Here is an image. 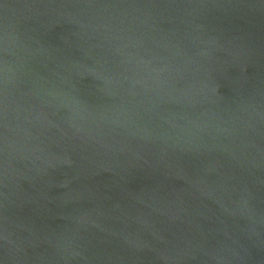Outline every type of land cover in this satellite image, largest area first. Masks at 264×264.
Listing matches in <instances>:
<instances>
[{
    "label": "water",
    "instance_id": "95a60500",
    "mask_svg": "<svg viewBox=\"0 0 264 264\" xmlns=\"http://www.w3.org/2000/svg\"><path fill=\"white\" fill-rule=\"evenodd\" d=\"M0 264H264V0H0Z\"/></svg>",
    "mask_w": 264,
    "mask_h": 264
}]
</instances>
